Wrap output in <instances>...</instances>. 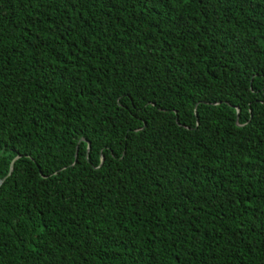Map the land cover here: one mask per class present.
I'll return each instance as SVG.
<instances>
[{
  "label": "trees",
  "instance_id": "trees-1",
  "mask_svg": "<svg viewBox=\"0 0 264 264\" xmlns=\"http://www.w3.org/2000/svg\"><path fill=\"white\" fill-rule=\"evenodd\" d=\"M0 180V264H264V0H0Z\"/></svg>",
  "mask_w": 264,
  "mask_h": 264
},
{
  "label": "water",
  "instance_id": "water-1",
  "mask_svg": "<svg viewBox=\"0 0 264 264\" xmlns=\"http://www.w3.org/2000/svg\"><path fill=\"white\" fill-rule=\"evenodd\" d=\"M11 169H12V164H11V168H10V171H11ZM1 183H2V180H0V185H1Z\"/></svg>",
  "mask_w": 264,
  "mask_h": 264
}]
</instances>
